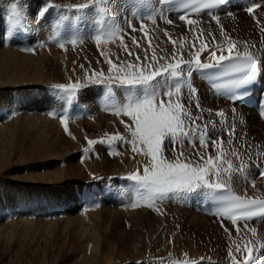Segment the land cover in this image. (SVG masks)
I'll return each instance as SVG.
<instances>
[{
    "label": "rangeland",
    "instance_id": "1",
    "mask_svg": "<svg viewBox=\"0 0 264 264\" xmlns=\"http://www.w3.org/2000/svg\"><path fill=\"white\" fill-rule=\"evenodd\" d=\"M51 1H53V2H51ZM51 1L50 0L49 1H46V0H17L16 1L15 0V3H17L16 4L17 7L20 6L19 3H22V4L24 3L26 9H28V11H26L25 13H21L24 17V20L26 19L24 21V26H23V29L25 28V30H23V31H24L26 38L29 40V36L27 35V31H26L28 29V33L30 35V38H32L34 40V43L36 45L34 48H33V46H31L32 50H29L28 53L31 54V57L35 54H38V55L41 54V56L43 57L44 54L46 53L45 55H48L47 57L51 58V59H47L50 62L49 61L46 62V66L48 67L47 68L48 73H50L49 75L51 76V78H50L51 83H49L48 86H50V85L51 86L49 88H47V85H42L41 87L36 89V91L34 92V95L25 96L26 98H32L33 103L25 102L24 99H26V98H23V96L21 97L19 91L28 90L25 93H29L35 89H33L32 87H26V88L20 87L21 89H18V88L14 89L17 91L16 94L13 93V95L16 96L17 104L20 105L21 101L23 103L22 106L20 107L21 109L19 110L21 112L20 113V115H21L20 121L21 122H20V125L18 127L19 128L18 134L16 135V138H15V144L17 146L22 144V148H21L22 150L21 151L24 153L23 156H24L25 162L22 164V166H20L23 169H20L19 171H14V172L10 171V173H15L16 175L19 174V175L25 176L27 174H37V173H38V175H41V174L50 175L49 172L54 170V174H53V176H54L55 174L59 173V169H61L62 172H66V174H69L62 181H60V182L56 181L55 183H53L52 184L53 187L50 188V192L48 191L49 193H51L50 195L53 196V200H54L53 207H51L49 209H43V208H38V207H36L34 209L33 208L30 209L31 206H29L28 201L24 200V206H22V209L17 207V210H15V211L19 212L18 214H20L22 217L34 220L35 221L34 222L35 223L34 224V228H35L34 230L37 232H39V230L41 229V223H42L41 221H43V223H46L47 220L59 221V222L61 221L60 222L61 226L59 227V229L57 231H55V234H58V236L56 237V239H53L49 243H47L48 264H73V262L78 257V250L80 248L83 249L86 247V243H84L78 237V235H79L78 231H80L79 228L81 227L80 226L81 223L88 224L86 233H87V231L92 232V233H89V235L87 233L88 236H85V239H86V237L92 238L93 234L95 236H99V235L102 236L104 234L108 235V232H110L109 235L112 236V237H109L108 240H114L115 238L113 237V235H115V237H117V236L123 237V238H120L122 246L121 245L117 246L118 243L115 244L117 247L116 249L118 251L116 250L115 252H112V250H110L109 247H106V249H104V251L105 250H106V252L108 251L107 253H109V254L112 252V254L110 256L112 257L113 261L116 257V260L114 262L112 261V264H137L138 259H139L138 261H141L140 258L145 259L146 256L151 258V259H154L155 261L157 260L156 263L159 262V264H167V263H170L172 261H176V262L179 261L178 264L179 263L184 264V263H190L193 260L195 262H198V263H200L201 260L202 261H204V260H210V261L222 260L220 258L215 259V257L218 256L219 254H221L225 259L228 260L229 259V252H227L226 250H224L222 248V242L237 241L241 237L242 239H240V242L242 243V245H243V243H244V245H248V236L251 237V235L253 234L252 229L257 228L256 230H259V225L257 227V226L252 225L255 223H252V224H249L248 226H247V224L244 226H235L236 229L235 228L233 229V227L229 228L228 224L220 222V220H216L211 215H208L205 213H199V212L193 210L192 208H185V205L181 206L180 202L178 204H174L173 201H175V200L171 196L166 197L164 200V203L163 202L155 203V201H156L155 200L154 201V203H155L154 207H148V202L145 204L146 201H145V199H143L142 195L140 194L139 189L137 191V193H139L138 195H140V198L138 200L139 201L138 206L132 207L130 209L128 207H125L124 209H119V204H115L116 200H117V203H120V200H119L120 198L116 199L117 194L115 192L108 194V191L106 190V184L107 183L105 184V187L102 186L104 182L103 183L100 182L99 184L96 183L99 180L105 181V179H107V178H112V180H116L117 177L121 176V174H124L125 176H130L131 174H133L137 170H139L142 174L143 167H144L145 163L147 162V160L144 158V156L139 155V154H134L131 151V144H128V140H129L128 136L130 135V131L128 128H126L125 125L131 122V118L122 112H121L122 114L119 117H115V116H118L116 114L117 110L119 108H121L123 104L127 103L128 102L127 100L125 101V103H123L121 105L118 104L117 106L114 107L115 108V111H114L115 116L110 115V118H109V116H107L105 118L104 113L98 111V109L95 108L91 113L92 116L90 117V119H84L83 120V118L80 117L79 119L74 121L75 117L73 118L72 116H76V115L80 114V112L77 111L79 108L77 106L70 109V110H72L71 113L74 112V114H70L71 119L69 118L71 125L69 124L67 118H65L64 123H61L60 122L61 121V115H60V117L58 116V118H56V120H52V119L50 120V119L42 116V114L45 113L44 108L47 106L50 107V105L52 104L53 96L51 95L52 92L50 89L53 87V85L79 84L80 85V87L78 88L79 96H78V93L75 89L71 93L67 92L68 95L70 96V98H72V99L81 98L80 101H82V102L93 101V99H92L94 96V95H92L93 94V88L98 87L95 84H100V82H101L100 79H98V77L95 74L100 73V74H102L103 78H107L109 76V68L111 67V65L107 62L108 60H111L112 64H115L117 66H126L129 62L132 64H136L137 63V61H136L137 55L140 57L139 63L142 66L146 63L147 64H154L155 66H160V65H165V64H169V63H179L181 59L185 60L184 56H182L185 52V50L184 51L182 50V43L183 42L186 43L189 41L188 37H189V39L191 37L190 32L193 31L192 33H194V30H191L190 27L183 26L182 24H179L178 21L180 18H177V16L175 14H169V15L163 14V17L160 18V15L159 16L157 15L158 13H160L158 6H156V7L152 6L153 8L155 7L154 10H156L154 12L152 7L149 8V10H151V13H152L151 15H152V21H153V28L150 31L151 34H149L148 37L144 38L143 36H144L145 32L148 31L147 27L149 26L150 23H149V21H146V19H147L146 17L138 18L137 20L133 19L132 13H130L129 1L120 0V3H124V2L128 3V6H126V8H124L123 15H122V17H123L122 22H120L118 20L120 22L119 23V22L115 21V18H116L115 7H117V5H118V4H115V2L119 3V0H113L111 2V6H110L109 1H106V2L104 1L101 4L97 0H95V2L98 3L97 4L98 6L99 5L102 6L103 4H105V8L100 9L101 10L100 11L101 18L103 19V21L106 20L107 24L109 25L111 30H113V31H110V29H108L107 25L105 24V37L107 34L113 33V34H115V36H117V39H115L116 41L114 40V42H115L114 46L112 49H110L109 46L105 42L104 43L106 45L103 43V41L105 40L104 31H103V33L102 32L101 33L96 32V30L94 28L95 24H93L92 27L89 28L90 38L94 41L93 46H91V48H87V46H85V44H84L85 48L83 47V48H75L74 49V46L72 45V43H70L69 38H68L69 43H65V42L63 43V42H61L60 38L52 35L53 32H55L58 29V27H56L55 29L49 30L51 28L52 23H55V22H57V23L61 22L60 28L66 27L67 25H70L69 22H71V20H68L66 17V15H68V13L67 12L62 13V12H64V9L60 10V9H57L54 7H52V9L48 10V3L50 2V4H52L50 6H53V4L56 3V4L62 5V6L65 5L66 9H68V8L74 9V7H76V6H73L72 4L79 5V4H84L86 2H83V0H51ZM145 1H147L148 3L151 2V0H145ZM257 1L261 2V0H257ZM95 2H93L92 4H95ZM157 3H159V2H157ZM160 3H161V1H160ZM8 5L9 4H6L5 6H7V7H5L4 10L2 9L0 11V37H2V39H3V36H2L3 29H5V26L9 27V25H10V28L7 30V37L9 35H11V33H12L11 31L13 30V28L11 26L12 9H10V7ZM95 5H92L93 8L95 7ZM40 7H43V11H42L41 15L38 18H36L35 16H37V14H38L37 11L39 10ZM91 7H88L85 10H83V9L79 10L80 12H82V16H83V22L82 23H84V25L82 26V29H83V27L86 26V24L92 23V21H93V17L89 13L92 10ZM145 7L147 8V6H145ZM99 8L100 7H97V9H99ZM233 8L235 11V7H233ZM10 10H11V13L8 12ZM117 10H119V9L116 8V11ZM86 11H88V12H86ZM84 13H85V15H84ZM242 14H243V16H245V14L249 15L247 21H245L246 19L243 18ZM263 14H264L263 12H261L260 14H256L257 17H255V19L258 18L259 16L261 18V15L263 17ZM88 15H89V17H88ZM73 16L78 18L79 14L77 13ZM237 16L239 18H237ZM27 17H29V18H27ZM33 17H35V18H33ZM6 18L9 19V21H10L9 24H8V21L6 23H4ZM154 18L156 19L158 26H156ZM260 18H259V20H260ZM168 21H171V23H169ZM199 21L208 24V27H210V30L213 29V31L216 30L217 26L218 25L220 26L221 24H222L221 27L226 28L228 30L229 29L234 30L236 28L235 31H237V32H241L242 30L247 31V33L249 32L248 34L250 35V38L251 37L254 38L253 40H251L252 42L259 41L258 37L260 36L261 31L258 33L257 30H256V32H255V30H253V27H252L253 26V17H251V14L239 12L237 14H232L229 18H226L225 21H223V20L209 21L208 19L199 20ZM217 21H218V24L216 26L215 24L217 23ZM248 22H249V24H248ZM141 24L144 25L143 29H141ZM167 24H173V25L178 26V30H180V32L175 34L174 31H172L167 26ZM237 24H239V25H237ZM241 24L243 25L244 29H243V27H241ZM244 24L248 25L247 26L248 29L245 28ZM238 26L241 28H239ZM202 28H204V27H202ZM133 29H135V30H133ZM238 29H240V30H238ZM80 32L82 33V35L80 37L75 38V41L71 40V42H73V44H77V43H79V41L84 43V38L87 37V35H86V33H84V29H83V31H80ZM252 32H254L255 34L253 35ZM225 33L228 36L231 35L230 37L227 38L228 42H229V40L232 39L231 41L233 43H235V45L240 44L239 41L234 42L235 37L232 36V35H234V34H231L232 32H229V33L225 32ZM50 35L55 37V38H53L55 40L53 41V43H50L47 40L45 47H42V44H41L42 40H40L38 37H40L44 40V38H46L47 36L50 37ZM96 36L101 37L99 42H97V40L95 39ZM181 36H182V39L180 38ZM183 36H185V37H183ZM103 37H104V39H103ZM65 38H66V36H64V39ZM72 39H74V38H72ZM185 39H187L188 41H186ZM6 40H7V38H6ZM134 40L136 43H134ZM173 41H175V44L173 43ZM228 42L222 43V45L227 46ZM207 43H210L208 45L213 46L212 48H215L216 45L221 44V43H218V44L214 45L209 41H207ZM61 45H63V47H61ZM1 46L2 45H0V48H1ZM9 46H14V45L11 44ZM67 46H70L73 49L67 50V48H66ZM248 46L251 47V45H246V47H248ZM103 47L109 48L111 50L109 52L110 54H107V53L104 54L105 50ZM246 47L239 48V52H248V51H243V49L245 50ZM257 47H258V44H256V46L253 49H255V51H256V50H258ZM64 48L67 50V52L70 51V52H68L66 57H68L71 53H73L75 51L82 50L84 52L88 49V51H89L88 54H90V56L87 54L89 59L87 58L88 61H86V64L88 65V67H87V65H84L85 68H82L81 71H79L78 67H77L78 68L77 71H72L71 69L69 70L68 68H70V64H69L68 59L66 58L65 63L63 64L62 61H60L61 59L59 58L61 53L62 54L64 52H65V54L67 53L64 50ZM129 51L131 53H133L134 55L130 56L128 54ZM21 53L24 54V52H22V50H21ZM55 53L56 54L58 53V55H56ZM62 54H61V56H62ZM94 54H95V56H92ZM258 54L261 55V53H258ZM24 55L30 56L29 54H26V53ZM179 55L181 57H179V59H177V57ZM107 56H108V59H107ZM153 56L157 57L156 61L152 60ZM145 57H147V60L145 59ZM202 60H206V58H202ZM56 61H58V62H56ZM185 61H187V60H185ZM88 62H89V64H88ZM59 66H62V70L60 72L61 76L57 77L55 69L59 68ZM186 67H187V65H182V68L187 70L188 68H186ZM195 79H196V81H198L197 77H195ZM94 82H96V83L91 84ZM164 83H166V78H164L163 76L157 77L156 81L153 82V85L161 84V86H159L158 89H156V90L160 91V89H161L162 98H164L165 100L169 99L167 96H163V94L170 91L172 93L171 100L173 102L180 96V94L185 99V100L179 99L180 101L178 102V103H182L184 105L185 109H187V111L191 115V119H189L187 116L182 117V119L184 120V124H185L184 127L185 128H192L193 127V132L196 131L195 132V134H196L198 127L203 126L204 132L207 134L208 137L212 138V142L215 141L216 143L222 144V146L223 145H229L230 140L233 142V140L236 138L234 135L239 132V130H237V129H239V127H236L235 125H233V126L229 125L232 127L231 132H230V129H228V128L224 129L227 132L224 130L222 132H219L222 130L221 129V127H222L221 121L224 122L225 118L222 119V116L216 118L217 117L216 113L220 112L221 109H214V112L212 110H209L207 101H210L212 99V100H214L213 102H215L216 100L213 97H211L209 94H207L204 89H203V92L198 93V95H197V94L191 93L192 90H191L190 86L183 87L181 92L180 91L177 92L175 89H173V90L165 89ZM201 83H202V81H201ZM105 84L107 86H109L107 83H105ZM111 87L116 93H119V89L121 91H122V89L123 90L126 89V88H124L120 85H117V84H112ZM195 92H197V91H195ZM191 95H193L192 99L189 97ZM194 95H196V97ZM175 96H176V98H175ZM28 100H31V99H28ZM39 101L51 102V104L46 105L44 107H39V105L37 104ZM61 102H63V100H58L56 102V107H58V105H60L58 108H61V107L64 108L66 106V104L64 102L63 103H61ZM197 103H199V105H200L199 108L196 107ZM221 111L225 112L224 110H221ZM82 113L83 112H81V116H83ZM10 114L11 113H9V115ZM17 114H18V112H17ZM227 114H229V113H227ZM32 115H36L37 117L34 116L35 118L31 119L33 121L31 122V125H29L28 124V122L30 120L29 117H32ZM88 120H90V122ZM193 120L195 121L194 124L192 122ZM57 121H59L61 123L60 126H59L60 123ZM240 122H243L242 119L240 120ZM74 123L76 126L74 125ZM205 123H207V124H205ZM65 125H67V131L65 130ZM205 125H207L206 128H205ZM28 126H32V127H28ZM40 126L42 127V129L39 132L38 128ZM58 127H59V129H58ZM77 127L84 128L82 130L83 132H85L84 133L85 138L83 137L84 138L83 140L77 138V135H75V134H77V132H76L77 129H75ZM220 133L222 135H220ZM40 134H42L43 138L41 137ZM85 134H86V136H85ZM116 134H119V136L124 137L125 138L124 140H126V141H124L122 144H120L119 141H117L118 139L111 140V137L116 135ZM73 136L75 137V139ZM190 136H191V133L188 135V138ZM89 141H104V142L103 143H95L93 146V144L88 143ZM185 141H186V138L183 137L179 141L180 144L178 143L179 149H182L183 153H184V156L181 157L182 160H184L186 158L187 161H190L194 164H202V161L200 159L201 156H203L204 159H207V157L209 155H211L213 157L220 155L218 153L215 155L214 152L215 151L218 152V149L214 148L212 142H210L209 140H206V141H209V142H206L207 147H201L199 140H195V138H194V140L191 139L190 142L191 141L192 142H195V141L198 142V144L194 143L195 145H197V148H195V149L192 147V144L190 142L185 143ZM188 141H189V139H188ZM114 144L115 145L117 144V146L119 148L117 149ZM44 146L48 147V149H43ZM113 146H114V148H113ZM188 146H190V148ZM85 148L86 149L88 148L87 152L85 151L86 153L82 152V150ZM54 151L58 155V157L56 159L59 160L61 158L60 161L54 162L56 166L49 167V168H41V169H30L29 171H27V169H25L26 166L29 167L35 163L34 156L40 155V153H44L45 154L44 162H45L47 160V158H49L50 152H54ZM129 151L133 153V154H131V156L128 153ZM197 153H199L200 155H197ZM250 153L251 152H247V153L244 152L243 157L241 154L237 155V156L233 155L234 158L230 160L231 162H233V160H234V163H232L233 167L237 163L238 164L236 165L235 168H239V167H241V165L246 166L244 163H248V161L250 160L248 158L249 156L252 157V159L249 161V163H251L250 164L251 167H252V164H254V163L257 164L258 163L257 162L258 156L255 157V156L249 155ZM119 154L121 155V158L123 157L122 158L123 160L122 159L119 160V158L117 156ZM164 155L166 157H168L169 159H175V157H176V153H173L171 151V148L165 149ZM87 157H88V159H87ZM66 158H68L69 160L65 162ZM220 158H221V160H223L222 155L220 156ZM135 160H136V164L133 166L132 169H130V170L128 169V172H127V170L124 169V164L127 163V161L128 162L132 161V163H134ZM241 161H243L244 163ZM99 162H101V163H99ZM99 167L101 168L100 170H99ZM92 168L95 169L94 172H92V170H91ZM213 177H211V180L215 181L216 177L215 176H213ZM252 177H253V179L250 182H248L247 179L242 180L241 172H236V173H226L225 172V173L221 174L220 180H221V182H224V183L228 182L227 184L235 185L236 187H238V189L237 188H234V189L241 192L242 194H255V192H257V190H256L257 188H255V185L259 182V180H258L259 177H257L256 168L252 169ZM93 180H94V182H93ZM262 180L264 181V178ZM20 181L21 180H18V184L21 185L20 188L22 189V191H27L28 194H30V192L36 191L35 185H29L23 181L21 183ZM84 181H92V182L91 183L86 182V183L82 184ZM263 181H262V189H259L260 192H263L262 194H264V182ZM5 182H9V179L5 178ZM227 186H229V185H227ZM90 189L97 190V193H96L97 199L93 200V203H92L93 205L91 204L90 207H87V206L85 207V205H87V203H81L80 199H78L76 196V192L77 191H79L81 193L83 192V194L85 196L86 190H90ZM128 189H129V187H128ZM241 190L244 192H242ZM68 192L69 193L71 192L72 195L68 196V194H67ZM116 192H118L119 196H122L123 199L125 198L124 199L125 202L124 201H123V203L121 202L120 205L121 204H123V205L129 204V202H126V201L127 200L129 201L130 199L134 198L133 197L134 192L132 191V192L128 193L126 188H122L120 186H117ZM120 192H121V194H120ZM7 193L12 194L13 192H7ZM99 197H101V198L99 199ZM113 198L115 200L112 202ZM65 199L68 200V203H67L68 207H69L68 212H63V209H62L63 207L61 206V203L64 202ZM142 199L145 201L144 203H142L143 202ZM105 200H108L109 202L104 204ZM19 201L22 202V200H19ZM49 204H51V203H49ZM183 204H185V203H183ZM20 206H21V204H20ZM145 207H146V209H145ZM180 207H183V209H181ZM27 208H29V209H27ZM85 210L91 216L90 222L87 220L84 221L83 219H81V215L83 212H85ZM175 210H177V212ZM130 211H132L133 213ZM149 212H151L153 215H155L150 220L151 224L150 223H144L143 220H141L139 218V217L142 218L144 216H147V214ZM183 212H185L184 215L182 216V214H180L181 219L180 218H178V219L179 220L185 219V222H184V226H182L179 229L178 224L175 222V220H172V219L177 218L179 216V214H177V213H183ZM98 213L100 216H97ZM16 215H17V213H16ZM67 215L79 218L77 220L79 222L76 221L77 222L76 225L78 224L77 228L79 230L76 227L73 228V231L71 232V235L69 236V239L65 245V248H63V244H62L63 243V240H62L63 236H61V235L59 236V234H62V231L64 230L63 229L64 224H62V222H63V219L65 220V217ZM113 218H115V219H113ZM109 220H111V221H109ZM113 220H114V222H113ZM133 220L137 224H134ZM166 220L168 223L166 222ZM194 222L197 225L207 223L208 226L211 225L214 228V230H213L214 232L209 233V231L207 229L203 230V229L199 228L197 225H196L197 226L196 227L194 225ZM105 223L108 224L107 226L109 228H107L106 225H104ZM216 223H219L221 226L223 225L222 228L224 229V231H225V227L228 229L227 231H225L227 233L226 237H223V236H221L220 233H218V231L216 230V226H215ZM170 225H172V226H170ZM175 226H176V228H175ZM23 227H24V225L20 224V227L18 229L19 234L21 232H23ZM105 228H106V230L108 229V231H106ZM249 228L251 229V231ZM237 229L241 230V233L238 232ZM262 231L264 232V230H262ZM95 232H96V234H95ZM239 233H240V236H237V235H239ZM179 236H181L182 238ZM181 239L184 241V243H182ZM244 239L246 242L244 241ZM35 244H36V242H34L32 245H30L28 247L22 248L21 249L22 251L20 254L24 258H31L32 257V253H30L31 246L37 247L38 244L39 245L40 244L45 245V242L43 241V239H39L38 244L37 245H35ZM147 245H149V246H147ZM159 248H160V251L158 250ZM244 248H245V246H244ZM145 249L148 251H146ZM150 249H151V251H150ZM25 250H27V252H23ZM63 251H64V253L62 254L61 259L56 257V255H61V253ZM147 253H149V255ZM189 253H190V255H189ZM152 254L155 255L154 258H153ZM159 255H161V257ZM117 256L118 257L121 256V258L120 257L118 258ZM156 256H157V258H155ZM19 257L20 256H18L16 258L17 262L19 261L18 260ZM126 257H128V258H126ZM136 257H137V259H136ZM142 257H144V258H142ZM171 258L173 260H171ZM195 258H196V260H195ZM119 260H123V263L120 262ZM161 260H163V261H161ZM20 261H21V259H20ZM0 264H7V260L4 259L3 257H0ZM19 264H22V263L20 262ZM31 264H37V258L33 257ZM108 264H111V263H108ZM213 264H217V263L213 262Z\"/></svg>",
    "mask_w": 264,
    "mask_h": 264
},
{
    "label": "bare ground",
    "instance_id": "2",
    "mask_svg": "<svg viewBox=\"0 0 264 264\" xmlns=\"http://www.w3.org/2000/svg\"><path fill=\"white\" fill-rule=\"evenodd\" d=\"M97 1L102 4L106 0H97ZM83 2H86L84 4H89V0H87V1L86 0H83ZM261 2L264 3V0H261ZM6 4H9L8 6L11 7V9H12V5L13 4H17V3H15V0H0V11L2 9L4 10L5 7H7V6H5ZM95 4L97 5L98 3L95 2ZM95 4H92L91 3V4H89V7H91L92 5H95ZM240 4H241V0H237L236 2H234L232 4V6H234L235 9L237 10V11L235 10L236 13H232V14H237L239 12L248 13L246 11H241ZM19 5L20 6H18V8L20 9L21 13H25L26 11H28V9H26L24 3L23 4L22 3H19ZM72 5H74V4H72ZM91 8H93V6ZM154 8L152 7L153 10H154ZM158 9H159L160 13L162 12L164 15L175 14L177 16V18H180V16H178L174 11L171 10V8L167 7L165 4H162L160 6V8L158 7ZM83 10H85V9H83ZM155 11L156 10H154V12ZM86 12H88V11H86ZM258 12H260V13L263 12L264 13V5L262 6V9H260V10L258 9L253 14H257ZM248 14H251L252 15V13H248ZM84 15H85V13H84ZM37 16H35V17L37 18ZM242 16H243V14H242ZM29 17H27V18H29ZM35 17H33V18H35ZM88 17H89V15H88ZM248 17H249V15H247V14H245V16H243V18L246 19L245 21L248 20ZM237 18H239V17L237 16ZM199 20H203V19H200L199 18L197 20H194V21L197 22L194 26L193 25H189L186 22V20H183L182 21L181 19H179V21H178L179 24H182L183 26L190 27L191 30H194V33H192L193 31L190 30L191 31L190 32V36L191 37H190V39L188 37V40L189 41L187 39H185L188 42H186V43L183 42L182 43V50L183 51L185 50V52H184V54L182 56H184V59L185 60L192 59L193 53L199 48V45L202 42H204V41H209V42H211L214 45H216L218 43H221L222 44V43L228 42V39L227 38L230 37L231 35L228 36V35H226L225 32H228V33L229 32H232L231 34H234L232 36L235 37L234 42L235 41H239L240 44H237L236 45V50H238V51H239V48L246 47V45H249L250 41L254 39L252 37L250 38V35L248 34L249 32L247 33V31H243L242 30L241 32H237V31H235L236 28L234 30H232V29H229L228 30L226 28L221 27L222 24L220 26L219 25L217 26L218 22L215 24L217 26V29L214 30V31H213V29L210 30V27H208V24L203 23V22H201ZM260 20L262 21V25L264 26V14H263V17L261 15ZM211 21H214V20L211 19ZM248 24H249V22H248ZM237 25H239V24H237ZM167 26L172 31H174L175 34H177V33L180 32V30H178V26H176V25L167 24ZM244 26H245V28H247L248 25L247 24H244ZM202 27H204V28H202ZM241 27H243L242 24H241ZM241 27H239V28H241ZM243 29H244V27H243ZM23 30H25V28L24 29L22 28L20 30H17L15 28H13V30L11 31L12 32L11 35H9L7 37V40L5 42L2 39V37H0V45H2L1 48H0V119H1L0 120V257H3L4 259H6L7 260V264H19L20 262L22 264L23 263L24 264H31L33 257L34 258H37V264H48L47 243H49L53 239H56V237L58 236V234H55V231H57L59 229V227L61 226L60 225V222L61 221L59 222V221H52V220L49 221V220H47L46 223H43V221H41L42 222L41 223V229L39 230V232H37V231L34 230L35 229L34 228V224H35L34 222L35 221L34 220H31V219H27V218L22 217L20 214H18L19 212L15 211V210H17V207H19V208L22 209V206H24V200L28 201L29 206H31L30 209H32V208L34 209L36 207L43 208V209H49V208L53 207L54 200H53V196L50 195L51 193H49L50 192V188L53 187V185H52L53 183H55L56 181H58V182L62 181L69 174H66V172H62L61 169H59V173L55 174L54 176H53L54 170L49 172L50 175H48V174L38 175V173H37V174H27L25 176H22V175H19V174L16 175L15 173H10V171L11 172H14V171H19L20 169H23L20 166H22V164L25 162V159H24V156H23L24 153L21 151L22 150L21 149L22 148V144H20L19 146H17L15 144V138H16V135L18 134V130H19L18 127H19L20 122H21L20 121L21 120V115H20L21 112L19 110L21 109L20 107L22 106L23 103L21 101V104L20 105L17 104V102H16L17 101L16 96L13 95V93L16 94L17 91L14 90V89H17V88L18 89H21V88H26V87H32L33 89H35L33 91L31 90L32 92H29V93H25L28 90H26V91L25 90L19 91L21 97L23 96V98H26L25 96L34 95V92L36 91V89L39 88V87H41L42 85H47V88H49L51 86V85L48 86V84L51 83V79H50L51 76L49 75L50 73H48V69H47L48 67L46 66V62L49 61L47 59H51V58H48L47 57L48 55H45L46 53L44 54L43 57L41 56V54L40 55H38V54L33 55L32 54L33 56L31 57V54L28 53L29 51L25 50L26 51L25 52L24 51V48H22V45H23L22 43H23V41H25L24 37H26ZM238 30H240V29H238ZM253 30H255V32H256L257 28L253 27ZM252 33H253V35L255 34L254 32H252ZM197 36H199V39H197ZM115 37L116 36L113 33L112 34H107L106 37H105V40L103 42H105L109 46V48L112 49L113 46H114V43H115L114 42ZM183 37H185V36H183ZM180 38L182 39V36ZM84 42H85V46H87V48H91V46H93V44L90 43V40L87 37L84 38ZM193 42H195L196 48H193L192 47ZM11 44H13L14 46H9ZM45 44H46V42L44 41L42 43V47H45ZM106 47H103L104 50H105L104 51V54L105 53L110 54L109 52L111 50L109 48H106ZM226 48H227V46H224L225 54H226ZM21 50H22V52H24V54L26 53V54H29L30 56H27V55L22 54L21 53ZM68 52H70V51H68ZM68 52L66 54H65V52L63 54L61 53L62 56L59 53L60 54V57L59 56L58 57L61 59L60 61H62L63 64L65 63L66 58L68 59L69 64H70V68H68L69 70L71 69L72 71H77L78 68H79V71H81L82 68H85L84 65H87L86 64V61H88L87 60V58H88L87 54L89 52L88 49L86 51H84V52L82 50L75 51V52L71 53L68 56L69 58L66 57L67 54H68ZM240 53L241 54H244L245 52H240ZM248 53H252V52H248ZM219 54H220V49H217V55H219ZM262 54H261V58H262L263 64H264V51H263ZM56 55H58V53ZM88 55L90 56V54H88ZM92 56H95V54L92 55ZM108 56H107V59H108ZM179 57H181V56L179 55L177 57V59H179ZM201 57L202 58H206V60H202V62H205V63L211 62L209 60V56L206 53H202ZM58 61H56V62H58ZM88 64H89V62H88ZM165 65H167V64H165ZM87 67H88V65H87ZM186 68H188V65H187ZM55 70H56L57 77L61 76L60 75V72L62 70V66H59V68H56ZM209 95L216 100L215 103H218V104H221L222 105V103H221V100L222 99L220 97L217 98V96L214 95L212 92ZM28 99H31V100H28ZM24 101L27 102V103H33L32 98H26V99H24ZM61 103H63V102H61ZM37 104L39 105V107H44L46 105H50L51 102L39 101ZM59 106L60 105H58V107ZM221 110H223V109H221ZM17 112H18V114H17ZM9 113H11V114L9 115ZM217 113H216V115H217ZM223 113H224V115L222 116V119L223 118H226L228 125H232V126L235 125L236 127H239V129H237V130H239V132L234 135L236 138L233 140V142L231 144H229V145H223V146H222V144H220L221 147H220V149H218V152L217 151L214 152L215 155L217 153L218 154L223 153V155H222L223 160H229L230 161L231 159L234 158L233 157V154H232L233 151H235L236 153H238V155L241 154L242 157L244 155V152H246V153L247 152H251L249 155H252V156H255V157L258 156V161H257L258 163L263 162L264 161V155L263 156H261V155L264 152V123L259 120V118L257 116V113L253 109L245 108V107L242 110H235V111L232 110L230 112H227L229 114H227L226 111L223 112ZM71 114H74V112L71 113ZM34 116L37 117L36 115H32V117H29L30 118V120L28 122L29 125H31V122L33 121L31 119L32 118H35ZM72 117L74 118L76 116H72ZM106 117L107 116H105V118ZM218 117H221V116L217 115L216 118H218ZM241 119H242L243 122H240ZM88 121L90 122V120H88ZM57 122H59V121H57ZM61 123L59 124V126L61 125ZM205 124H207V123H205ZM74 125H75V123H74ZM28 127H32V126H28ZM41 129H42V127L40 126L38 128V131L40 132ZM58 129H59V127H58ZM75 129H77L76 130L77 134H75V135H77V138L83 140L85 138L84 137V133L85 132L82 131L84 128L77 127ZM194 132H196V131H194ZM40 135L43 138L42 134H40ZM85 136H86V134H85ZM128 137H129L128 138L129 139L128 140V144H130V141L132 140L131 132H130V135ZM74 139H75V137H74ZM117 141H119V143L122 144L126 140H123L122 141V140H119L118 139ZM115 146H116L117 149L119 148L117 146V144ZM43 149H48V147H45L44 146ZM128 153H129L130 156H131V154H133L130 151ZM119 155H117V156H118V158L120 160L123 157L121 158V155L120 156ZM139 155H142V154H139ZM44 156H45L44 153H40V155L34 156L35 163L32 166H29V167L26 166L25 169H27V171H29L30 169L49 168V167L56 166L55 163H54L55 161H60L61 160V158L59 160L56 159L58 157V155L55 153V151L54 152H50L49 158H47V160L45 162H44ZM142 156H144V155H142ZM144 158L147 161L149 159L146 156H144ZM248 158L250 160L252 159V157H250V156ZM87 159H88V157H87ZM68 160L69 159L66 158L65 159V162L68 161ZM249 161H248V163H244V164L247 165V167L249 166L248 168L251 167V165H250L251 163H249ZM99 163H101V162H99ZM232 163H234V160H233ZM135 164H136V160H135L134 163H132V161H130V162L127 161V163L124 164V169L127 170V172H128V169L129 170L132 169ZM254 164H256V163H254ZM100 169L101 168L99 167V170ZM91 170H92V172L95 171L94 168H92ZM245 174L243 176H245ZM246 177H247L246 179L248 180V182H250L251 181V178H248V174H247ZM258 177H259V182L255 185V188H257L256 189L257 190V193H255V194H244V195L264 197V194H262L259 191V189H262V181H263L262 179H263V177H261L260 175ZM5 178L6 179H9V182H5ZM18 180H21L20 181L21 183L23 181V182H25V183H27L29 185H35L36 191L30 192V194H28L27 191H22V189L20 188L21 185L18 184ZM126 190L128 191V193L129 192H132L130 189H128V187L126 188ZM198 190H202V192H205V191L208 192L209 191V189H198ZM7 192H13V193L12 194H8ZM96 193H97V190H95V189L86 190L85 197H86V200H87V205H85V207L86 206L87 207H90L91 204L93 203V200L97 199L96 198L97 197L96 196ZM67 194H68V196H71L72 195L71 192L70 193L68 192ZM120 194H121V192H120ZM124 199L122 198V196H120V199H119L120 200V203L121 202L123 203V201L125 202ZM19 200H22V202H20ZM114 200L115 199L113 198L112 202ZM105 201H104V204H106V203L109 202L108 200H105ZM145 201L143 200L142 203H144ZM126 202H129V201L127 200ZM49 203H51V204H49ZM67 203H68V200L67 199H65V201L61 203V206L63 207L62 208L63 209V212H68V210H69V207H68V204ZM146 203H147V201L145 202V204ZM20 204H21V206H20ZM115 204H119V203H117V200L115 201ZM180 205L181 206H184L186 204H183V203L180 202ZM180 208L183 209V207H180ZM27 209H29V208H27ZM145 209H146V207H145ZM175 211L177 212V210H175ZM130 212H132V211H130ZM16 213H17V215H16ZM184 213L185 212H183V213H177V214H179V216L177 218L172 219V220H175V222L178 224L179 229L182 226H184L185 219H183L184 220L183 221V220H179L178 218H180V214H182V216H183ZM97 216H100L99 213H98ZM154 216L155 215H153L151 212H149L147 214V216L142 217L143 219L141 217H139V218L141 220H143L144 223H150L151 224L150 220ZM212 217H214V216H212ZM214 218L216 220H220V222H223L225 224H228L229 225V228L233 227V229H234L235 226H238V225H234L232 222H230L228 220L218 219L216 217H214ZM78 219L79 218H77V217H73V216H69V215H67L65 217V220L63 219V222H62V224H64V226H63V229L64 230L62 231V234L63 235L62 234H59V236L60 235L63 236V239H62L63 240V243H62L63 244V248H65V245L68 242L69 236L71 235V232L73 231V228L74 227L77 228L78 224L76 225V223L79 222V221H77ZM81 219H83L84 221L87 220V221L90 222L91 221V216L85 210V212H83L82 215H81ZM113 219H115V218H113ZM109 221H111V220H109ZM113 222H114V220H113ZM166 222H167V220H166ZM260 222L261 221H258V222H243V221H237V224H239V223H241V224H247V226L249 224H252V223H259V230H256L257 229L256 228L255 229V232L251 235V237L248 236V245L247 246L254 249V251H253V264H264V246H262V245H264V232L262 231V230H264V222L262 224H260ZM133 223L134 224H137V223H135V221ZM20 224H23L24 227H23V232H21L19 234V230L18 229L20 227ZM104 225H106V227L109 228L107 226L108 224L105 223ZM194 225L196 226L197 224L194 222ZM80 226H81L79 228L80 231H78L79 230L78 228H77L78 230L77 229L76 230L78 231V234H79L78 237H79V239L82 240L84 243H86V247L83 248V249L80 248L78 250V257L73 262V264H108V263H111L112 264V261L113 260H112V257L110 255L112 254V252H115L117 250L116 249L117 247L115 245L116 243H118L117 246L118 245L119 246L121 245L120 238H123V237H119L117 235H116L117 237H115V235H113V237L115 239L114 240H108L109 237H112V236L109 235L110 232H108V235L109 236L107 234L106 235L104 234L102 236L101 235L95 236L93 234V237L91 236L92 238L86 237V239H85V236H88L89 233H92V232H90V231L88 232L87 231V233H88V235H87L86 230H87L88 224L81 223ZM170 226H172V225H170ZM197 226L199 228L203 229V230L204 229H207L209 231V233L214 232L213 231L214 228L211 225L208 226L207 223L206 224H198ZM215 226H216V230L218 231V233L221 234V236H223V237H226L227 236V233L224 231V229L222 228V226L219 223H216ZM257 227H258V224H257ZM175 228H176V226H175ZM105 230H106V228H105ZM106 231H108V229ZM237 231L241 233V230H237ZM250 231H251V229H250ZM240 233L237 236H240ZM95 234H96V232H95ZM179 237H181V236H179ZM39 239H43V241L45 242V245H43V244H40L39 245L38 244ZM240 239H242V238L240 237L237 241L222 242V248L224 250H226L227 252H229L231 250L232 255L235 256L237 258V260H241L242 257L244 255H246V252L244 251V246L245 245H244V243L242 245V243L240 242ZM244 241H245V239H244ZM34 242H36L35 245H37V244L38 245H37V247H32L31 246L30 253H32V257L31 258H24L20 254L21 251H22L21 249L32 245ZM182 243H184L183 240H182ZM147 246H149V245H147ZM106 247H109L110 250H112V252H111L107 248L111 252L110 254L107 253L108 251L107 252H106V250L104 251V249H106ZM238 247L241 249L240 252H237L236 251V249ZM158 250L160 251V248ZM146 251H148V250H146ZM150 251H151V249H150ZM23 252H27V250H25ZM63 253H64V251L61 253V255H56V257H58L59 259H61ZM147 254L149 255V253H147ZM189 255H190V253H189ZM18 256H20V257L18 259L19 261L17 262V259L16 258ZM154 256L155 255H153V258H154ZM157 256L155 258H157ZM159 256L161 257V255H159ZM119 257L121 258V256H119ZM216 257H215V259H219L220 258L222 260L211 261V264H213V262H216L217 264H232V257H230V256H229V259L228 260L225 259L221 254H219ZM126 258H128V257H126ZM142 258H144V257H142ZM20 259H21V261H20ZM136 259H137V257H136ZM115 260H116V257H115L114 261ZM138 260H137V262H138L137 264H159V262L156 263L157 260L155 261L154 259H151V258H149L147 256H146L145 259H141L140 258L141 261H138ZM171 260H173V259L171 258ZM195 260H196V258H195ZM119 261L123 263V260H119ZM161 261H163V260H161ZM193 261L190 262V263H184V264H202V262H203V264H207V261H209V260H204V261L201 260L200 263L195 262V261L193 262ZM178 262L172 261V262L167 263V264H178Z\"/></svg>",
    "mask_w": 264,
    "mask_h": 264
},
{
    "label": "snow or ice",
    "instance_id": "3",
    "mask_svg": "<svg viewBox=\"0 0 264 264\" xmlns=\"http://www.w3.org/2000/svg\"><path fill=\"white\" fill-rule=\"evenodd\" d=\"M93 2L95 0H89V4ZM214 2L222 3V0H214ZM89 4H79L76 7L86 9ZM208 6L210 4H205V7ZM258 6L256 3H252L251 7L247 8V11L252 13ZM213 18L215 19V17ZM180 19L182 21L186 20L189 25L193 26L197 23L184 15H181ZM168 22L171 23V21ZM11 26L17 30L22 29L24 26V17L16 4L12 5ZM143 27L144 25L141 24V29ZM95 39L99 42L101 37L96 36ZM197 39H199V36H197ZM134 43H136L135 40ZM173 43L175 44V41ZM192 47L196 48L195 42H193ZM217 49H220L219 55H217ZM202 53H206L209 56L210 63L202 62ZM128 54L130 56L134 55L130 51ZM243 55L244 60L238 64L231 65V71L245 72V75L241 78L242 81H250L257 75L256 60L251 53L245 52ZM240 56L241 53L236 50V45L231 40L227 44L226 54L224 45L218 44L215 48L209 49L207 41H204L193 53L192 59L187 61L181 59L179 63H169L160 66L146 63L142 66L139 63L140 57L137 55V63L132 64L129 62L126 66H117L112 64L111 60H108L107 62L111 67L107 78H103L100 73L95 74L101 82L107 83L109 87L112 84H117L130 90L128 102L123 104L116 114L119 115L123 112L131 117V122L125 125L132 135V140L130 141L131 150L134 154H142L149 158L143 167L142 174L137 170L127 177L138 186L140 194L148 202L149 207H154L155 200L159 199L162 201L169 195L179 196L182 193H194L198 189H209L213 192L226 190V194L219 197V199L224 201V207L218 210V214L229 217L234 225L237 224L238 220H248L264 215V199L235 195L230 190H227L226 183L220 180L222 172H240L243 170V165L240 168H234L231 161L221 160L220 156L223 153L216 157L209 155L207 159L201 156L202 164H194L187 161L186 158L184 160L181 159L184 153L178 147V137L190 134L184 131V120L182 117L187 116L191 119V115L182 103H174L171 100L172 93L170 91L163 94V96L169 98L165 100L153 87V82L156 81L157 77H162L166 74L172 77L183 75L182 65H188V75H191L193 68L206 69L223 66V62L238 60ZM145 59L147 60V57ZM152 60L156 61L157 57L153 56ZM55 87L71 93L73 90L78 89L80 85H56ZM136 89H139L142 94L132 91ZM176 91H180L178 86ZM193 92H195V89H193ZM196 107H200L199 103H197ZM217 115L223 116L224 113L220 111ZM261 116L264 117V110L261 111ZM61 122H65L63 115H61ZM192 122L193 124L195 123L194 120ZM206 127L207 125H205ZM65 130L67 131V125H65ZM116 139L123 141L125 138L119 136V134L111 137V140ZM103 142L89 141L88 143ZM199 143L201 147H207L206 136L203 131L199 132ZM231 143L232 141L230 140L229 144ZM212 144L216 149L221 147L215 141ZM169 147L173 153H176L175 159H169L164 155L165 149ZM232 154L238 155L235 151ZM197 155L200 154L197 153ZM257 168L260 169V175L264 177V168H261L259 164ZM213 176L216 177L215 181L211 180ZM138 203L139 201L133 202L130 206L137 207ZM227 230L225 227V231ZM252 231L254 233L255 229H252ZM236 251L240 252L241 249L238 247ZM244 251L246 255L241 260H237L232 255L231 250L229 251V256L232 257V264H253L254 249L245 245ZM207 264H211V261H207Z\"/></svg>",
    "mask_w": 264,
    "mask_h": 264
}]
</instances>
